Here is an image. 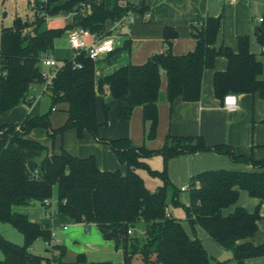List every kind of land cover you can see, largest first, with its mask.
I'll return each mask as SVG.
<instances>
[{
    "label": "trees",
    "instance_id": "trees-1",
    "mask_svg": "<svg viewBox=\"0 0 264 264\" xmlns=\"http://www.w3.org/2000/svg\"><path fill=\"white\" fill-rule=\"evenodd\" d=\"M89 4L90 10H84ZM128 10L143 12L142 6L121 5L117 1L111 10L105 9L104 0H35L31 14L16 17L10 26L0 30V114L14 108L22 99L29 100L32 85L44 84L48 91L49 109L39 115L26 116L18 123L0 125V135L9 136L0 148V222H9L21 232L23 244H14L0 235V264H51L45 255L34 254L30 246L37 237L50 241L51 228L29 220L26 215L12 211L13 205L40 203L51 215V204L56 212L68 216L75 223L95 224L106 240L121 246L124 264L133 258L139 264H210L211 256L196 237H190L180 221L171 216L168 207L181 205L191 226H199L218 245L231 253L236 264L246 259L264 256V243L254 245L247 241L257 230L259 208L248 212L236 207L223 215L222 210L234 204L240 190L264 203V158L252 154H236L228 144L208 145L201 135H173L167 133L159 148L135 146L127 137L102 138L97 121L95 61L80 52L63 60L55 77L44 83L41 58L53 48L54 39L65 28L82 27L101 38L108 33L105 23ZM60 11L73 12V20L64 29L44 26L49 16ZM222 28V17L207 16L194 27V46L183 54L172 52V39L177 33L170 27L163 30L165 49L152 53L141 64H127L115 69L97 81V90L107 87L109 100H102L106 112L112 99L120 100L116 113L129 118L135 107H141L144 131L148 138L156 136L158 125L157 101L161 74L166 77L165 98L171 105L180 97L183 101H197L201 97L203 71L212 68L215 57L227 59L226 69L213 74L215 96L258 94L264 99L262 62L249 50L247 35L237 37L238 50L232 51L215 41ZM256 40L264 55V28L255 31ZM66 104V120L51 128L49 115L53 106ZM35 127H43L50 137L74 129L78 139L86 131L98 142L109 146L126 171L100 170L93 154L78 157L63 146L58 152L29 136ZM19 149H27V159ZM214 152L226 155L233 162L252 167L250 171L213 169L200 172L188 180V204L179 200L180 189L167 176L169 159L185 154ZM159 155L162 168L149 166L148 159ZM146 169L160 179L154 190L148 188L140 174ZM52 203L44 204L43 200ZM140 230L142 237L128 233ZM57 249L54 260L59 264L88 263L82 253L72 262H63L65 247Z\"/></svg>",
    "mask_w": 264,
    "mask_h": 264
},
{
    "label": "crops",
    "instance_id": "crops-1",
    "mask_svg": "<svg viewBox=\"0 0 264 264\" xmlns=\"http://www.w3.org/2000/svg\"><path fill=\"white\" fill-rule=\"evenodd\" d=\"M34 1L0 0L1 21L9 13L8 20L5 23L2 22L0 30L2 26H10L17 16L24 18L26 15L31 14ZM116 1L121 5L137 6V8L142 6L144 11L132 10L134 22L122 28L119 34L113 35L114 51L102 55L95 61L96 103L97 98L100 102L109 100L107 87L104 88V92L97 90L99 79L121 66L141 64L152 53H158L165 49L163 39L165 27H170L177 33V36L172 39V52L177 55L183 54L193 48L192 34L194 27L199 26L207 16L222 17V28L215 41L216 48L225 45L236 52L238 50L237 37L240 35L248 36L249 50L262 62L263 73L261 77H264V55L255 35L257 28H264V22L257 20L259 16L264 17V0H235L234 2H231V0H104L105 9L111 10ZM73 15V12L60 11L56 15L47 17L44 26L52 29H64L72 23ZM109 23L110 20L106 21L105 27H108ZM69 29L65 28L63 33L54 39L53 48L49 52L60 64L73 55L67 36ZM84 39L88 44L94 41L91 35L84 37ZM226 66L227 59L224 56L215 57L212 68L203 71L200 99L197 101H183L180 97H177L171 105L165 98L166 77L161 74L157 101L159 142L148 141V147L152 148L160 145L168 132L173 135H201L208 145L224 143L231 146L236 154H252L254 158H264V99L260 98L258 94H236V107L232 110L225 109L222 100L214 94L212 78L214 72L223 71ZM40 67L42 70H47L42 64ZM36 96L45 97L49 109L48 91L45 89L44 84H35L30 88L29 100H25L26 103L21 102L2 114L16 109L23 113L27 108L33 106ZM112 103L115 104L116 108L123 104L121 101L119 104L117 99H112ZM57 110L62 111L64 114L63 124L67 117L66 104L58 103L51 109V111ZM134 111L135 116L141 114L142 117L141 107L134 108ZM26 116L28 114L20 121ZM20 121H5L1 122L0 125ZM85 133L88 132L85 131ZM1 135L7 137L4 142L7 143L9 136L6 134ZM19 150L27 159L32 157L30 150ZM50 151L53 150L49 149ZM69 153L78 157L93 154L96 165L100 170H119L121 173L126 171L125 164H121L117 160L109 146L98 142L95 138L93 143L81 140L75 151H69ZM151 158L148 159V162ZM213 169L250 171L252 167L246 163L233 162L228 156L214 152L179 155L168 160L167 176L169 180L180 190L182 187H186L185 190H181L179 193V200L182 204H188L187 188L189 178L200 172ZM179 206L181 205L174 207L169 204L168 211L170 215L180 221L190 237L199 239L205 251L211 256L210 264H236L231 253L215 243L205 230L197 225H190L183 206L181 208L185 216L184 218H178L183 217L179 216L180 214L177 211ZM236 207H243L248 212H253L256 207L259 208L260 217L256 222L257 230L253 236L247 238V241L254 245L264 243V203L259 204L258 199L250 197L246 191L240 190L237 201L224 208L222 210L223 215L233 212ZM12 211L26 215L29 220L49 225L55 237L57 236L60 239V245L65 248V241L70 239L74 245L79 243L78 239L83 242L85 238L87 242L81 243L78 253H82L88 263L109 262V264H116L117 262L118 264L122 261V264H124L121 246L116 248L111 240L104 239L95 224L75 223L68 216L56 212L54 206L50 208V217H47V212L40 203L13 205ZM63 225L66 226L65 229L61 228ZM57 227H59V230L70 229L71 231L67 235L61 234ZM139 231L137 230L138 235L141 233ZM243 264H264V256L246 259Z\"/></svg>",
    "mask_w": 264,
    "mask_h": 264
},
{
    "label": "rangeland",
    "instance_id": "rangeland-1",
    "mask_svg": "<svg viewBox=\"0 0 264 264\" xmlns=\"http://www.w3.org/2000/svg\"><path fill=\"white\" fill-rule=\"evenodd\" d=\"M8 14L9 13L5 15L3 21H1L2 19L0 17V26L2 22L5 23L6 20H8ZM71 57H73V55ZM160 94L162 95L161 92ZM117 102L120 104V100H117ZM96 105H97V121L99 123L98 133L100 137L102 138L127 137L130 139L133 145L135 146L145 145L146 147H148V144H147L148 141H154V143L159 142V124L157 125L156 136L154 138H148L146 135V131H144L145 128H143L141 114H137L135 116L134 109L132 110L129 118L123 119V118L118 117L116 113L117 108L115 107V104L112 103L106 112H104L101 102L98 98H97ZM47 110H48V103H47L46 98L45 97L40 98L39 96H36L35 103L33 104V106L27 108L23 113L19 112L16 109L9 113L0 115V123L5 122V121H14V120L20 121L26 114H28V117H30L29 115H32V114L38 115ZM63 118H64V114L62 111L60 110L51 111L49 115L50 127L53 129V128H57L61 126L63 122L62 120ZM29 134L34 139L47 145L48 149L53 150V151H58L60 146H63L64 148L68 150V152L69 151L73 152L75 151V148L77 147V145L80 144L81 140L90 141L91 143L94 142V137L91 134L85 133V132L83 133L81 139H78L74 129H66L62 134H56L53 138L49 136L47 130L43 127H35L30 131ZM6 138L7 137L5 135H0V148L1 146H4L6 144L4 143ZM162 144H163V141L157 147H152V148H159ZM148 148H151V147H148ZM148 163H149V166L154 169H161L163 166L162 159L159 155L152 156V158L150 159ZM140 174L142 176V179L144 180L145 185L151 190H154L157 187V185L161 183L160 179L150 175L146 169H141ZM51 205L54 206V204H51ZM178 208L179 210L177 211L180 214L179 216H183V217H178V218H184L185 215L183 214V210L181 206H179ZM57 229L61 234H65V235L69 234L71 231L70 229H67L65 231L61 229L59 230V227H57ZM0 235L4 239L14 244H18V245L23 244V241H24V238L21 232H19V230L15 228L9 222H0ZM139 237H142V232L139 233ZM56 238L57 236L54 239ZM78 242H79L78 244H74V245L72 243V240L70 241V239L64 242L67 249L65 248V256L63 258L62 263L74 261V258L76 254L78 253V250L81 248V243H85L87 242V240L84 238V241L81 242V239H78ZM29 249L34 254L45 255V256L52 258L51 264H59L56 260H54V257H53L54 255L57 254L58 250L55 249L53 244H50V242H49V245H47L46 241H44L42 237H37L31 244ZM2 258H3V254L0 251V259ZM118 264H122V261L118 262ZM131 264H139V260L137 258H133Z\"/></svg>",
    "mask_w": 264,
    "mask_h": 264
},
{
    "label": "built area",
    "instance_id": "built-area-1",
    "mask_svg": "<svg viewBox=\"0 0 264 264\" xmlns=\"http://www.w3.org/2000/svg\"><path fill=\"white\" fill-rule=\"evenodd\" d=\"M235 0H231V2H234ZM84 10L89 11L90 5L87 4L84 7ZM257 20L259 22H264V17L259 16L257 17ZM134 22V15L132 10L126 11L123 15L120 17L110 20V23L108 27H105V31L108 33L107 35L98 38L94 34H91L89 30L84 29L82 27H74L70 28L68 30L67 36H68V42L70 48L73 50V57L80 52H84L88 58H90L93 61L98 60L102 55L110 54L114 51V40L113 35H117L120 33L122 28L125 26H128ZM91 35L94 39L92 43H87L84 39V37ZM43 66L47 68V70H42L41 75L44 79V83H50L52 79L55 77L58 68L60 67V63L52 56L51 53H46L42 56L41 62ZM237 104V96L233 93H228L224 95L222 99V105L227 110H232L236 107ZM186 187H182L181 190H185ZM44 204H50L52 203L51 200L44 199ZM47 216L50 217L49 214L46 213ZM62 229H65L66 226L63 225L61 227ZM134 231L131 229L128 230L129 234H132ZM51 240L47 241L46 244H60V239L55 238L54 232L51 228Z\"/></svg>",
    "mask_w": 264,
    "mask_h": 264
},
{
    "label": "water",
    "instance_id": "water-1",
    "mask_svg": "<svg viewBox=\"0 0 264 264\" xmlns=\"http://www.w3.org/2000/svg\"><path fill=\"white\" fill-rule=\"evenodd\" d=\"M22 102L26 103L25 99H22ZM133 235H137V231L136 230L133 232Z\"/></svg>",
    "mask_w": 264,
    "mask_h": 264
}]
</instances>
